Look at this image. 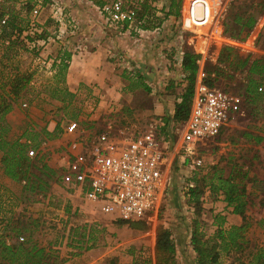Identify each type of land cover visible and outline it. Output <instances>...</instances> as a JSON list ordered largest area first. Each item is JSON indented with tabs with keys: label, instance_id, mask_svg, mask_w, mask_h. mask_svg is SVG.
<instances>
[{
	"label": "rangeland",
	"instance_id": "374dc122",
	"mask_svg": "<svg viewBox=\"0 0 264 264\" xmlns=\"http://www.w3.org/2000/svg\"><path fill=\"white\" fill-rule=\"evenodd\" d=\"M96 1L0 0V13L7 20L17 16L21 29L11 36L15 46L6 54L8 42L0 39L4 66L0 65V83L16 70L30 74L3 117L4 137L24 141L21 136L28 126L56 130L30 151L33 173L46 181L42 165L53 169L43 193L31 194L29 200L19 198L20 188L10 186L0 163V234L13 237L11 227L24 226L18 240L43 248L42 255H49L42 257V264H158L156 235L167 229L174 252L160 264H197L198 254L190 242L197 230L200 240L208 239L205 254L219 251L215 264H249L256 249L264 248V73H249L251 61L264 59V0H221L209 32V23L192 28L193 23L183 17L186 0H138L136 19L116 26L99 10L107 0ZM34 8L38 13L33 14ZM153 29L154 36L141 34ZM112 37L120 40L113 45ZM149 37L163 46L137 44V39ZM198 41L205 45L203 50ZM181 51L200 55L195 82L201 77L211 87L242 99L240 110L219 133L187 153H177L176 146L169 144L179 124L171 118L172 95L185 91L186 74L182 70L183 81L178 84L166 80L161 88H154L144 82L140 67L145 56L150 59L152 53H159L154 57L164 59L163 75L169 76L177 71ZM247 56L248 63L240 67ZM69 121L78 124L79 143L88 145L102 135L118 144L145 132L167 141L170 180L154 220L121 222L116 215L103 214L65 180L73 137L64 132ZM32 145L28 142V152ZM227 179L229 184L220 182ZM230 184L238 193L245 188L243 215L232 213L233 206L224 200L223 187ZM219 226L227 231L244 227L221 250L214 237ZM5 238L9 242V236ZM2 264L13 263L5 259Z\"/></svg>",
	"mask_w": 264,
	"mask_h": 264
},
{
	"label": "built area",
	"instance_id": "2783aa9c",
	"mask_svg": "<svg viewBox=\"0 0 264 264\" xmlns=\"http://www.w3.org/2000/svg\"><path fill=\"white\" fill-rule=\"evenodd\" d=\"M137 3L138 0H107L99 10L116 26L136 19ZM218 5L221 0H186L182 14L188 23H209V32L219 15V10L215 11ZM6 22L7 17L2 16L0 24ZM241 103L238 95L211 87L198 77L188 115L175 126L169 144L176 146L177 153H187L201 140L219 133L240 110ZM77 129L78 124L69 121L64 130L73 136L67 149L65 180L103 214H113L124 221L154 220L163 207L170 180L167 141L145 132L118 144L102 135L88 145L79 143Z\"/></svg>",
	"mask_w": 264,
	"mask_h": 264
},
{
	"label": "trees",
	"instance_id": "16d2710c",
	"mask_svg": "<svg viewBox=\"0 0 264 264\" xmlns=\"http://www.w3.org/2000/svg\"><path fill=\"white\" fill-rule=\"evenodd\" d=\"M97 2L96 0H93ZM3 14L0 13V19ZM17 16H11L10 19L7 20L6 24H0L1 26V34L0 39L7 41V45L5 46V54L11 50H13L15 46L14 39H11V36L15 33H20L21 29L18 28L16 22ZM254 19L251 21L252 24ZM250 27V26H249ZM200 58L199 54H195L192 51H185L183 53L181 67L183 72L186 74L185 79L187 80V87L182 94L181 101L176 104L173 119L178 123L182 122L186 119L188 115L190 100L193 94L194 82L196 71L198 69L197 60ZM2 58H0V62ZM249 61V57L244 58L239 66H245ZM2 67V63H0ZM61 67H65L62 64ZM249 73H264V59H254L251 61L249 66ZM2 78V77H1ZM3 79V78H2ZM30 79V74L28 72H21L16 70L15 72L10 73V76L7 77V80L0 83V87L2 88L0 93V151L2 152V156L0 159L1 167L3 169V173L8 177L10 186H17L20 188L19 198L22 197L24 199L29 200L31 194L38 195L46 190L47 180L50 178V173H53V169L50 168L47 164L42 165V169L47 172L46 181L42 180V177L37 176L31 168L34 167V158L32 159L33 149L38 148L41 144H43L46 140L50 139L52 135L55 133V129L52 131H48L45 127L39 128L35 130L28 126L26 130L23 132L21 137H24V141H20V138L15 140H7L5 139V131L6 128L2 123H5L3 119L4 115L11 111L13 103L18 98L20 92L23 88L28 84ZM253 83V81L251 80ZM209 85V84H208ZM7 86V89L4 87ZM261 138L259 137L258 140ZM28 142H33L31 146V150L28 152ZM227 181L228 184L229 179L223 180L220 182ZM225 190V198L227 205L233 206L232 213L243 215V204L244 201L241 199L244 187L241 188V191L238 193V188L235 185L230 184L228 186L223 187ZM34 201V199H32ZM244 219V217H243ZM263 221V220H261ZM121 222H128L121 220ZM18 223V222H17ZM244 226L236 227L232 226V231L223 230L220 226L215 230V238L220 240L221 250H225L230 241L234 242L236 230L242 229ZM25 227L22 228L13 225L10 229V232H13L14 235H2L0 234V264L5 259L10 260L13 264H42V257L49 254L42 255L44 249L37 248L35 244L31 246H25L26 241H19L21 231H25ZM224 233H228V236L225 237ZM9 236V242L5 237ZM200 233L195 230L192 235L190 242L193 244V250L197 252V264H215L218 262L219 251L215 249L212 254H205V245L208 242V239L202 241L200 240ZM11 238V239H10ZM88 238L87 240H89ZM91 246H87L86 248H91ZM215 246L217 244L215 243ZM155 249L157 252V259L165 260L167 262L170 259L174 252V247L170 239V233L167 229L162 230L156 235L155 241ZM163 253L165 256L159 258L158 254ZM44 264V263H43ZM249 264H264V248L259 247L256 249L251 262Z\"/></svg>",
	"mask_w": 264,
	"mask_h": 264
},
{
	"label": "crops",
	"instance_id": "0c3cea01",
	"mask_svg": "<svg viewBox=\"0 0 264 264\" xmlns=\"http://www.w3.org/2000/svg\"><path fill=\"white\" fill-rule=\"evenodd\" d=\"M203 24L204 23H202V24L201 23H193L192 28H195L196 26H199V25L201 26ZM155 32L156 31L154 29H153V31L152 30H148V31L141 30V34L143 36H150V35L154 36ZM194 32H196V30H194ZM113 40H114V37H112V39L109 42L111 44L115 45V43H117V40H120V39L116 38L114 41ZM199 41L197 43V46L199 47V49L203 50L205 45H201L203 43H202V41H200L201 42V44H200ZM137 42H138L137 44H139V45L142 44V46L150 45V44H153V46H154V45H157L158 43H161V44L163 43V42H158L157 39H155V38L153 39L152 37H149L148 39H142V40H140V39L138 40L137 39ZM145 42H146V44H145ZM105 43L106 42H104L103 45H105ZM162 46H163V44H162ZM180 53H181V55L177 58V64H176L177 71H176V73H171L169 76L168 75H166V76L163 75L164 69L162 68V66H163L162 65L163 61L162 60H164V59H158L157 57H154V55L156 56L159 53H152L150 59L148 58L149 55H148V57H146L144 55L145 57L140 61V62H142L140 64V67H142V71L141 72L144 71V74L146 75V79L144 80V82H146V84H148V86H150V84L154 85V88H161L162 87V83L166 82V80H170L169 85L178 84V83L182 82L183 79H182L181 76H182L183 72H182L181 62H179V59L182 58L183 55H182V51ZM159 62L161 63L160 65H159ZM159 72H161V73H159ZM170 90H171L170 92L172 93L173 89H170ZM182 94H183V91L182 92L180 91V93L177 91L175 95H172L174 106H173L172 110L170 111L171 118H173V114H174V110H175L176 104L181 101Z\"/></svg>",
	"mask_w": 264,
	"mask_h": 264
},
{
	"label": "bare ground",
	"instance_id": "6f19581e",
	"mask_svg": "<svg viewBox=\"0 0 264 264\" xmlns=\"http://www.w3.org/2000/svg\"><path fill=\"white\" fill-rule=\"evenodd\" d=\"M218 10H220L218 7H216L215 8V11H218ZM214 26H217L216 24L214 25ZM218 27V26H217ZM217 27H216V32H217V35L220 33H218V31H217ZM187 28H189V26L187 27ZM190 29V28H189ZM190 32H193L191 29H190ZM207 32H208V30H207ZM194 33V32H193Z\"/></svg>",
	"mask_w": 264,
	"mask_h": 264
}]
</instances>
